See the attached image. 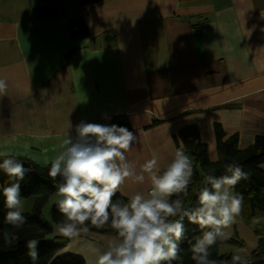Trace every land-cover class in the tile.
Segmentation results:
<instances>
[{"label":"crops","instance_id":"0c3cea01","mask_svg":"<svg viewBox=\"0 0 264 264\" xmlns=\"http://www.w3.org/2000/svg\"><path fill=\"white\" fill-rule=\"evenodd\" d=\"M37 6L62 14L36 19ZM79 17L89 37L73 39L67 21ZM0 79L8 84L0 153L41 166L82 120L108 124L126 114L137 140L125 155L145 177L121 185L127 203L147 197L151 180L141 166L155 153L157 173L166 169L181 150L173 135L185 125L198 127L211 160L214 123L238 134L240 148L264 135V0H0ZM153 119L162 122L145 128ZM226 231L243 244L220 240L218 248L249 260L258 237L237 221Z\"/></svg>","mask_w":264,"mask_h":264},{"label":"clouds","instance_id":"9594fccd","mask_svg":"<svg viewBox=\"0 0 264 264\" xmlns=\"http://www.w3.org/2000/svg\"><path fill=\"white\" fill-rule=\"evenodd\" d=\"M8 84L0 79V96L6 95ZM70 128L73 125L70 123ZM75 137L63 140L64 150L52 161L48 176L62 178L58 187L61 199L57 208L64 219L57 224V232L68 238L88 233V223L103 228L110 222L119 239L109 241L106 251L99 253L95 264H172L180 259V244L188 239L185 218L197 224L202 235L193 237L191 259L195 264H247L242 254H234L231 260L211 259V248L219 240L230 239L226 231L236 222L243 206V196L232 189L248 174L242 166L229 163L222 176L208 174L206 185L200 189L198 206L187 208L183 197L187 195L194 174L192 160L183 150H177L174 158L162 174L157 173L158 157L153 153L141 167L148 173L151 189L146 196L137 193L124 203L113 200L122 184L129 177L143 183V174L137 175L134 166L127 161L128 152L137 137L127 127L116 124H99L81 121L75 125ZM0 163L9 184L2 189L6 212L4 222L19 229L27 217L22 207L21 182L32 171L18 158L7 152ZM207 185H210L209 188ZM183 194V195H181ZM175 199H171L173 196ZM176 218V219H171ZM254 222H258L254 218ZM7 246L17 238L7 229L3 230ZM194 241V243H193ZM38 239L27 241L32 264L39 258Z\"/></svg>","mask_w":264,"mask_h":264},{"label":"trees","instance_id":"16d2710c","mask_svg":"<svg viewBox=\"0 0 264 264\" xmlns=\"http://www.w3.org/2000/svg\"><path fill=\"white\" fill-rule=\"evenodd\" d=\"M88 3H91V0H81V5ZM32 11L36 19L56 18L61 16L62 7L37 6ZM67 27L73 39L89 37L88 27L80 17L69 19ZM73 51L74 48L68 54L70 55ZM161 122L159 119H153L145 128L155 126ZM108 124L124 126L129 130L132 128L127 115L124 113L111 115ZM213 131L217 154L215 160L210 159L207 144L200 139L199 130L196 125H185L178 130L177 134L173 135L175 146L190 156L194 169L188 193L183 197L185 207L192 208L198 206V195L200 189L206 186L203 183L206 175L213 174L219 177L227 174L226 165L229 163L242 166L243 171L248 174V178L242 179L234 187V193H239L243 196L242 212L236 218V221L244 223L258 237L257 246L251 252L247 264H264V170L260 167V164L264 163V135L255 136L250 145L240 148L238 145V134L234 133L226 136L220 123L213 124ZM13 157L21 160L25 167L31 166L32 171L21 182V195L22 198L34 195L35 200L30 211L22 212L27 217V222L21 228L15 229L7 225L4 222V218L8 209L4 204L2 189L8 186L10 182L7 175L0 170V264H32L27 247V241L30 239L39 240L37 246L39 258L35 264H85V259L79 255L71 253L56 255L67 244V237L54 236L51 240L46 239L52 233L53 226H57L64 219L56 206L57 201L62 197L57 198L51 205L49 209L50 220L47 221L42 216L43 207L59 187L62 178L57 177L53 180L48 176V170L51 165L41 166L27 157ZM5 158L4 156H0V163ZM164 170L166 169L160 170L158 174H162ZM207 186L211 187L210 185ZM175 198L176 196L174 195L171 199ZM113 200H120L124 203L127 201L119 191L113 197ZM254 218L258 222H254ZM184 224L188 239L181 242L180 259L173 261L172 264H195V261L191 259V244L188 240L202 235L203 231L209 230L201 229L199 225L190 223L187 218H185ZM88 227L93 228L90 222L88 223ZM104 228V230L118 236L115 230L111 228L110 222ZM5 229L9 230L17 238L11 246H7L4 242L3 230ZM232 236L228 241L229 243L235 245L243 244L234 239V237H237L236 232ZM219 242L220 240L218 239L217 243L211 248L212 255L210 258L231 260V254L219 252Z\"/></svg>","mask_w":264,"mask_h":264},{"label":"rangeland","instance_id":"374dc122","mask_svg":"<svg viewBox=\"0 0 264 264\" xmlns=\"http://www.w3.org/2000/svg\"><path fill=\"white\" fill-rule=\"evenodd\" d=\"M59 197L58 194V188L55 190V192L51 195L49 200L47 201L46 205L43 207L42 210V216L45 220H50L49 218V209L51 205L55 202V200ZM35 200V196H29L27 198H22V212H28L31 210L33 202ZM106 227V225H104ZM96 228L93 226V228H89L88 233H81V235L77 238H68L67 244L61 248L56 255H61L65 253H71L75 255L81 256L83 259H85V264H90L91 262L95 263V260L97 258V253H102L103 251H106L108 248L109 241H114L119 239L118 236L114 235L113 233L104 230L105 228ZM57 226H53V231L50 235L47 236V240L53 239L54 236H62L60 235L57 230ZM81 242H84L86 245L87 250L93 251L94 255L90 256V254H87L85 249L80 245ZM97 252V253H96ZM220 253L225 252L224 247H220L219 249Z\"/></svg>","mask_w":264,"mask_h":264}]
</instances>
